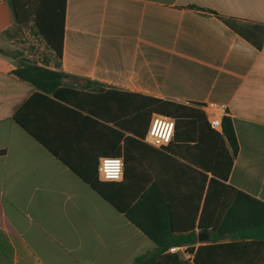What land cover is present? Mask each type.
Listing matches in <instances>:
<instances>
[{"label": "crops", "instance_id": "obj_1", "mask_svg": "<svg viewBox=\"0 0 264 264\" xmlns=\"http://www.w3.org/2000/svg\"><path fill=\"white\" fill-rule=\"evenodd\" d=\"M214 13L234 19L238 29L256 24L264 30V0H66L60 70L70 77L55 91L78 107L14 77L19 62L0 49V264H133L155 252L79 176L94 178L100 158L120 157L122 180H98L119 207L128 209L148 193L137 215L161 207L162 198L191 211L202 184L197 172L204 173L195 163L220 169L222 132L208 127L207 104L224 106L237 142L226 185L264 203V37L256 46ZM14 22L10 0H0V34ZM108 91L201 110V149L193 119L181 120L159 149L144 137L99 140L94 111L104 121L114 117ZM19 111L39 140L14 121ZM225 157L224 148L222 162ZM238 216L224 209L217 228L229 232L194 227V241L169 253L190 264L189 248L218 244L213 264H256L264 258V239L253 237L255 229L237 228Z\"/></svg>", "mask_w": 264, "mask_h": 264}, {"label": "trees", "instance_id": "obj_2", "mask_svg": "<svg viewBox=\"0 0 264 264\" xmlns=\"http://www.w3.org/2000/svg\"><path fill=\"white\" fill-rule=\"evenodd\" d=\"M10 4L14 12L15 22L12 27L0 35L8 33L9 31L12 34H17L25 30H33L41 38L46 49L50 52V58L54 59L53 69L47 68L49 62H44L45 66L43 67L21 60L19 61L18 67L12 70L11 74L17 79L29 83L37 91L51 95L52 99L67 104L70 102L73 103V107H78V104L75 102L60 98L55 91L62 86L65 78L70 77L60 70L66 0H10ZM218 18L256 46H259L262 37H264V30L258 32L262 26L250 24V26H244V28L241 27L242 29H238L234 19L222 16H218ZM246 33H250V38ZM111 94H113L112 102L115 106L113 119L110 121L101 120V116L94 111V126L102 130L99 131V140L118 141L135 140V138L143 139L151 115L159 114L174 120L173 137H175L177 125L181 120L184 122L185 120L193 119L196 124L195 128L197 129V140L195 141L198 145L197 148L201 149V143L204 142V140H201L200 130L198 129L200 118H204L201 110L187 105L136 94L108 91L106 96H111ZM21 112L16 113L13 117L14 121L29 135L39 140L36 134L21 120ZM188 126H190L189 123L186 125V128ZM185 132L187 133V129L184 131V135ZM217 139L216 141L221 150L220 169H203L200 168L203 167L201 164L194 162L198 165L196 168L204 173H211V176L207 177L204 173L197 172L202 184L191 211L186 208H175L170 200L162 198L157 200V202L162 204L161 207L149 208L143 216L137 215L135 212L136 208L147 202L149 196H152L151 194L144 193L139 195L138 200L133 206L128 209H123L119 207L114 197L106 194L101 189L102 183L97 179V171L95 172L94 178L79 176L84 183L88 184L94 192L106 200L118 212L122 213L129 222L144 233L155 245V252L135 257L133 264H171V262L172 264H189L186 261H181L177 254H170L169 248L192 243L194 241V227L200 232H204L207 228H210L211 233L219 235L229 232L230 229L222 228L219 230L217 228L218 216L224 209L227 210V215L232 212H236L237 216L240 214V218L239 216L237 217L239 218L238 221L240 224L237 228L241 227L243 231H250V228L255 229V232L252 234L253 237L264 239V203L226 185L232 160L237 153V142L234 130L231 120L227 116L222 118V134L217 136ZM224 148L226 157L225 161L222 162ZM224 164L225 167H223ZM216 166H218V162H216ZM187 217L190 219L189 225H185L184 222ZM207 217H210L211 221L205 224L204 221ZM241 235L250 236V234ZM220 247L221 245L218 244H210L198 246L195 250L189 248L188 251L191 254L193 253L190 264H213L215 259L213 255H217ZM222 248L226 247L222 246ZM255 261H257L256 264H264V258L260 260L256 259Z\"/></svg>", "mask_w": 264, "mask_h": 264}, {"label": "built area", "instance_id": "obj_3", "mask_svg": "<svg viewBox=\"0 0 264 264\" xmlns=\"http://www.w3.org/2000/svg\"><path fill=\"white\" fill-rule=\"evenodd\" d=\"M207 123L212 130L222 132V118L225 115L224 106L207 104L202 107ZM174 133V120L172 118L152 114L147 132L144 136L146 143L154 148H163L169 144ZM97 179L103 182H118L124 173L123 160L120 157H102L98 160ZM170 248L169 252H175Z\"/></svg>", "mask_w": 264, "mask_h": 264}, {"label": "rangeland", "instance_id": "obj_4", "mask_svg": "<svg viewBox=\"0 0 264 264\" xmlns=\"http://www.w3.org/2000/svg\"><path fill=\"white\" fill-rule=\"evenodd\" d=\"M0 49L15 57L18 62L23 60L30 63L49 62L50 65L54 63L43 41L33 30H25L17 34L9 31L0 35Z\"/></svg>", "mask_w": 264, "mask_h": 264}, {"label": "water", "instance_id": "obj_5", "mask_svg": "<svg viewBox=\"0 0 264 264\" xmlns=\"http://www.w3.org/2000/svg\"><path fill=\"white\" fill-rule=\"evenodd\" d=\"M203 237H204V235L203 234H200L199 236H198V240H202L203 239Z\"/></svg>", "mask_w": 264, "mask_h": 264}]
</instances>
